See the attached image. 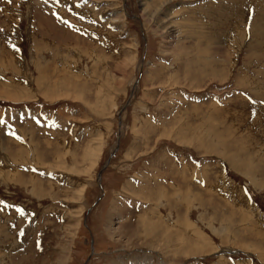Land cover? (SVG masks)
<instances>
[{
  "label": "rangeland",
  "instance_id": "374dc122",
  "mask_svg": "<svg viewBox=\"0 0 264 264\" xmlns=\"http://www.w3.org/2000/svg\"><path fill=\"white\" fill-rule=\"evenodd\" d=\"M0 121V264H264V0H0Z\"/></svg>",
  "mask_w": 264,
  "mask_h": 264
},
{
  "label": "bare ground",
  "instance_id": "6f19581e",
  "mask_svg": "<svg viewBox=\"0 0 264 264\" xmlns=\"http://www.w3.org/2000/svg\"><path fill=\"white\" fill-rule=\"evenodd\" d=\"M126 65H128V63H121V64H119V65H117V67H115V72H117V71H119L120 70V67H122L123 69L126 67ZM126 72V71H125ZM126 74V73H125ZM122 75H124V73H122ZM114 77V76H113ZM114 81H116L117 82V80H115V78H114ZM113 81V83H116V82H114ZM101 83V82H100ZM119 82H117V84H118ZM102 84L104 85V80L102 81ZM100 92V89L98 88V93ZM97 96V95H96ZM48 148V147H47ZM99 148L97 147V146H95L94 148H93V154H92V156L94 155H96V151L98 150ZM38 152V151H37ZM36 152V153H37ZM38 154V153H37ZM89 158V157H88ZM16 159V158H15ZM17 162V161H16ZM42 163V162H41ZM40 163V164H41ZM42 164H44V163H42ZM90 166V165H89ZM144 220H141V225H140V230L142 231V232H145V230L146 229H150L152 226H154V225H157V226H159L156 222H154V221H150L151 223H145V220L147 221V219H145V218H143ZM151 224V226H149ZM138 225H139V223H138ZM138 228V227H137ZM153 250V249H152ZM141 259V258H140ZM139 258H138V260H137V262L139 261V262H141L140 264H142V263H144L145 262V259H141L140 260ZM142 260H144V262H142Z\"/></svg>",
  "mask_w": 264,
  "mask_h": 264
},
{
  "label": "water",
  "instance_id": "95a60500",
  "mask_svg": "<svg viewBox=\"0 0 264 264\" xmlns=\"http://www.w3.org/2000/svg\"><path fill=\"white\" fill-rule=\"evenodd\" d=\"M98 179H100V173L98 174Z\"/></svg>",
  "mask_w": 264,
  "mask_h": 264
},
{
  "label": "snow or ice",
  "instance_id": "6c2138e0",
  "mask_svg": "<svg viewBox=\"0 0 264 264\" xmlns=\"http://www.w3.org/2000/svg\"><path fill=\"white\" fill-rule=\"evenodd\" d=\"M0 123H2V121H0Z\"/></svg>",
  "mask_w": 264,
  "mask_h": 264
}]
</instances>
